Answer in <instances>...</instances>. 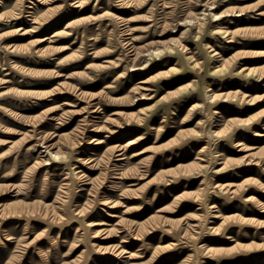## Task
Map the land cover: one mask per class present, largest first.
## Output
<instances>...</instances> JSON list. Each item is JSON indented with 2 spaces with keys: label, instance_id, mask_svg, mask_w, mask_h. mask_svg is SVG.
<instances>
[{
  "label": "rangeland",
  "instance_id": "obj_1",
  "mask_svg": "<svg viewBox=\"0 0 264 264\" xmlns=\"http://www.w3.org/2000/svg\"><path fill=\"white\" fill-rule=\"evenodd\" d=\"M263 108L264 0H0V264H264Z\"/></svg>",
  "mask_w": 264,
  "mask_h": 264
},
{
  "label": "bare ground",
  "instance_id": "obj_2",
  "mask_svg": "<svg viewBox=\"0 0 264 264\" xmlns=\"http://www.w3.org/2000/svg\"><path fill=\"white\" fill-rule=\"evenodd\" d=\"M210 8V7H209ZM213 8V7H212ZM243 12H236V11H234V13L232 12V13H229V12H219V13H213L212 12V14H211V19L213 20V21H217V20H220L221 18H223V17H225V16H228V15H230V16H239V15H241ZM205 14V13H204ZM213 33H220L223 37H227L228 39H227V41H231V39H229L230 38V35H231V33L228 31V30H225V29H222V28H215L213 31H212ZM166 52H172V50H171V48L170 49H168V50H166V51H164V50H161V49H159V48H157V49H154V50H152V53H150L151 54V56L153 55V56H155V57H159V56H162L164 53H166ZM211 56H213V57H217V52L216 51H212V53H211ZM188 58L189 59H191V57L190 56H188ZM227 68H225V69H223V70H219V69H216V70H212L211 71V73H220V74H222L223 72H225V70H226ZM244 70V68H241L238 72H241V71H243ZM243 76L245 77V78H248V77H251V76H254V77H256L258 80L259 79H262V74H257L255 71H250V69H248V71L247 72H245L244 74H243ZM209 89H207L206 91H208ZM41 93V92H40ZM219 95L220 94H213V95H211V94H206V99H207V102L208 103H210V102H214V101H216L218 98H219ZM147 98H149V97H147ZM146 98V99H147ZM140 99H145V96H141L139 99H138V101L140 100ZM227 100V98H224V99H222V101H226ZM247 102H249V105H255L256 103H257V101L255 100V99H249V100H247ZM203 106V104H201V103H197V104H195V105H193L192 107H191V109L193 110V109H196V108H199V107H202ZM259 112H261V113H263L264 114V108L263 109H261ZM215 114H216V116L217 117H220V115H221V113L220 112H214ZM216 121H218V120H216ZM248 122H246V123H244V124H247ZM264 129V128H263ZM213 136H219L220 134L218 133V131L217 132H215V131H213L212 133H211ZM198 135V134H197ZM259 136H264V133H262V134H259ZM95 143H97V142H95ZM41 147L42 148H44V150H43V152H46V157L47 158H44V159H42V161L41 162H43V165H49V164H51V162H53V161H56V160H64V161H67V158H68V154L66 155V154H59V152H55V151H52L51 150V148L53 147V144H48V145H45V144H43V143H41ZM252 154H255V153H252ZM248 155V154H247ZM246 155V156H247ZM214 156L216 157H218V159H220L221 158V154H220V152H218V151H215V154H214ZM244 158H245V156H243ZM243 157H241V160H243ZM77 159V161H81L82 159L81 158H76ZM119 159H123V157H120V158H118V160ZM220 163H221V161H220ZM204 167V165H200V168H203ZM199 168V167H198ZM222 169H224L223 167H221V168H219V169H216L215 170V172H219V171H221ZM184 171H190V167H186V168H183L182 169V173L184 172ZM73 174H75L76 175V177L81 181V183H82V185H87V184H91L92 183V180H91V178L90 177H88L85 173H83L81 170H73ZM115 177V176H114ZM122 192H124V190L122 191ZM255 198H253V197H248L247 198V200L248 201H252V200H254ZM107 198H105L104 199V202L106 201L107 202ZM114 206V204L112 203V205L110 206V207H113ZM210 208H214V205H211L210 206ZM18 212H20L19 210H18ZM78 213H80V214H82L83 213V210H79L78 211ZM219 212H217L216 210L214 211V213H213V215L211 216L213 219H217V218H219L220 217V214H218ZM106 216H111V217H113L114 215L113 214H109V213H106L105 214ZM153 220H154V218H153ZM153 220H149L148 221V223L151 225V223H152V221ZM126 222V220L125 219H121V220H119V225H124V223ZM103 224V222H96V221H91V222H88L87 223V225L88 226H90V227H95V226H99V225H102ZM216 229V228H215ZM215 229L214 228H212V230H213V232L215 231ZM93 236L94 237H99L100 239H108L109 237H111V234H112V230L111 229H105V228H100V229H93ZM95 247H96V249L98 250V251H101V252H105V253H110V252H114V250L117 252V254H123L124 253V250L122 249V248H119L118 246H116V245H111V244H109V245H101V244H95Z\"/></svg>",
  "mask_w": 264,
  "mask_h": 264
},
{
  "label": "crops",
  "instance_id": "obj_3",
  "mask_svg": "<svg viewBox=\"0 0 264 264\" xmlns=\"http://www.w3.org/2000/svg\"><path fill=\"white\" fill-rule=\"evenodd\" d=\"M263 128H264V127H263ZM237 144L240 145L241 143H237ZM240 149H241V148H240ZM247 149H248V148H247ZM244 151H245V149H244ZM259 152H260V149L254 151V152H252V151H251V152H247V153H246L245 155H243V156H245V159H246V161H247L248 157H251V156H253V155H255V154H256V155L258 154L257 156H255V159H256V158H259V159H260V158L263 157V155H259ZM252 153H255V154H252ZM247 154H248V155H247ZM246 155H247V156H246ZM243 156H242V157H243ZM255 159H250V160H249V161H250L249 163H250V164H254V165L258 164L259 161H258V160H255ZM261 168L263 169L264 167H261ZM200 170H201V169H200ZM250 178H251V177H250ZM248 179H249V178H245L241 183H238V184H242L243 182H244L243 184H248L249 182L246 181V180H248ZM237 188H238V187H237ZM238 189H240V188H238ZM244 189H245L246 191H249V186H247V187L245 186ZM230 192H231V193H232V192H236V187H235V189H232ZM261 192H264V191L261 190ZM248 197H253V198H255L254 195L248 194V195H246L245 198H244L245 201H248V200H247ZM252 201H253V200H252ZM248 202H250V201H248ZM210 206H211V205H210ZM258 208H259V206H258ZM215 210H216L217 212H219L217 209H215ZM263 210H264L263 208H259V212H263ZM218 214H220V217L218 218V219L220 220V219L222 218L223 215L221 214V212H219ZM232 215H235V214L226 215V216H232ZM245 219H246V218H245ZM223 222H224V221H223ZM223 222H220L219 224H217V226H216L215 228L218 227V230H219V228H221V225H222ZM211 232H213V231H211ZM217 232H218V231H215V233H217ZM227 237H228L229 240L232 238L231 235H229V236H227ZM227 237H226V238H227ZM202 243H203V242H202ZM203 245H205V243H203L202 246H203ZM207 248L210 249V248H213V247L209 246V247H207ZM227 248H232V246H231V247H227Z\"/></svg>",
  "mask_w": 264,
  "mask_h": 264
}]
</instances>
